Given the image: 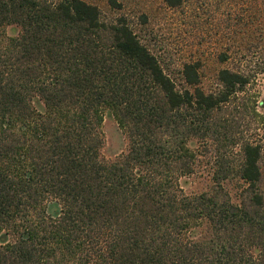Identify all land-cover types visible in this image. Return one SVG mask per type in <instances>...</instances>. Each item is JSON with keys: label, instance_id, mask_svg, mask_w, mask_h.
Listing matches in <instances>:
<instances>
[{"label": "trees", "instance_id": "16d2710c", "mask_svg": "<svg viewBox=\"0 0 264 264\" xmlns=\"http://www.w3.org/2000/svg\"><path fill=\"white\" fill-rule=\"evenodd\" d=\"M181 78L87 0H0V264H264V145L227 117L255 77Z\"/></svg>", "mask_w": 264, "mask_h": 264}, {"label": "rangeland", "instance_id": "374dc122", "mask_svg": "<svg viewBox=\"0 0 264 264\" xmlns=\"http://www.w3.org/2000/svg\"><path fill=\"white\" fill-rule=\"evenodd\" d=\"M97 6L104 21L124 19L139 41L158 59L164 73L178 88L183 65L197 63L200 87L206 93L220 90L217 74L222 69L240 71L255 77L227 117L238 127L234 135L255 137L264 145V0H182L176 8L162 0H87ZM16 27L7 29L16 34ZM254 114L240 112L239 107ZM239 106V107H238ZM103 158L112 160L127 150V140L114 118L106 114L102 123ZM237 133V134H236ZM264 174V154L261 162ZM204 187L202 178H188L187 193ZM230 193L236 197L235 184Z\"/></svg>", "mask_w": 264, "mask_h": 264}]
</instances>
